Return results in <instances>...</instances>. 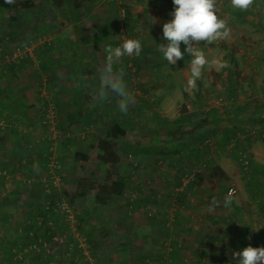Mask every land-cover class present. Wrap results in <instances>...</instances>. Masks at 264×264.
Wrapping results in <instances>:
<instances>
[{"label": "rangeland", "instance_id": "1", "mask_svg": "<svg viewBox=\"0 0 264 264\" xmlns=\"http://www.w3.org/2000/svg\"><path fill=\"white\" fill-rule=\"evenodd\" d=\"M35 2L13 17L0 6V264H49L48 256L54 264H185L189 258L237 264L235 251L264 247V0H254L250 20L234 14L239 9L231 0H217L230 36L197 47L227 63L233 52L235 63L206 66L188 97L178 81L181 70H190V54L168 65L158 50L165 43L163 24L173 18L172 0L86 4L81 22L91 28L90 49L100 68L107 46L127 39L142 43L139 56H125L117 65L136 100L121 116L133 123L139 140L118 141L126 189L103 206L87 198L71 203L62 193L71 192L80 176H104L102 166L80 170L73 157L74 151L90 153L99 133L96 83L74 77L68 47L73 24L60 8ZM179 102L192 115L175 124ZM79 112L82 120L70 123ZM189 120L197 122L191 129ZM230 187L234 200L224 207ZM214 197L221 205L209 211ZM47 201L59 213H46L54 232L49 253L30 248L39 239H25L19 230L42 235ZM57 203L69 208L72 223Z\"/></svg>", "mask_w": 264, "mask_h": 264}, {"label": "trees", "instance_id": "2", "mask_svg": "<svg viewBox=\"0 0 264 264\" xmlns=\"http://www.w3.org/2000/svg\"><path fill=\"white\" fill-rule=\"evenodd\" d=\"M35 1L36 0H15V3L10 4L7 3L6 0H0V6L2 7V9L12 13L11 17H13L14 15L16 16V14L23 9H34L37 6V3ZM45 1L53 4L56 9L60 8L61 13L65 17V20L68 23L73 24V26L71 27V32H73V35L71 39L68 40L70 45H68V43L67 45L74 52L73 56H71V60L72 66L74 68L73 73L75 79L78 81V83L82 84L85 78L91 77L95 81V88L97 89L99 87L100 67L99 63L94 61L95 55L90 49V45L94 43L91 40L92 34L91 32H89L91 28H88L84 25V23L81 22L82 17L85 16L86 4H92L95 2V0ZM233 12L238 17H242V20H250V17L253 16V13L250 9L246 11L234 10ZM139 17L140 15H137V18ZM183 47L184 44L183 42H181V51ZM234 63L235 61L233 58V52H230L228 65L232 66ZM189 77V70L184 69L181 71V88L185 97H188L189 95L188 91H185V86ZM260 87L261 90L264 92V82L260 85ZM118 99L119 97L112 94L110 95V98L107 101L101 102L99 100H93V105L98 110L99 119L101 121L99 133L96 138L90 143V153L74 151L73 157L75 158L77 166L80 170H84L87 167L95 169V167H97L98 165L102 166L104 169V176L103 178H98L96 174L92 172L90 176H80L77 182L75 183L74 189L71 192H67V190L63 188L62 193L64 195H68V201L71 203L81 198H87L92 204L103 206L109 203L113 197L120 196L126 189V180L119 170L121 157L118 152V141L123 138H129L132 141L135 140V142L138 143L139 139H135L136 137L133 134V132H135L133 123L129 122L128 125L124 123L123 117L121 116L122 112L118 108ZM178 111L179 115L173 120L175 124L180 121L186 120L188 116L190 117V115L187 114L186 106L183 102L178 103ZM71 117L72 118H70V120H74L70 123H73L74 121L79 122L82 120L81 112ZM212 117L213 120H215V116ZM90 118L91 117H89V119ZM200 121L204 120L201 119L199 120V122ZM206 121H210V119L208 118ZM195 123L194 121L189 120L186 124L187 127L191 129L192 127L190 126ZM167 148L168 147L164 146V151H168ZM247 166H249V160ZM212 170L214 173H217L219 171V166H214ZM187 175L189 174H185L184 178ZM47 204V210H45V213L44 210L41 208V205H39L38 207L39 210H43L41 218L44 219L43 221L45 226L42 235H30L28 229L26 230L25 228L24 230L19 229L22 232L20 234L22 235V237H24L25 239H30L32 241L41 239L45 240L46 242L47 240L52 239L54 232L52 227L47 224L48 222L46 220V213L52 212L53 215L55 213V215L57 216L59 213L53 209L52 201H47ZM51 261L52 257L48 256L47 262Z\"/></svg>", "mask_w": 264, "mask_h": 264}, {"label": "clouds", "instance_id": "3", "mask_svg": "<svg viewBox=\"0 0 264 264\" xmlns=\"http://www.w3.org/2000/svg\"><path fill=\"white\" fill-rule=\"evenodd\" d=\"M6 2L12 4L15 0ZM253 3L254 0H231L232 7L242 11L248 10ZM173 5L174 10L170 13L173 18L163 24V39L166 43H160L158 50L168 65H175L178 60L184 58L185 53L190 54V77L185 86V91H188L196 88V82L202 77L206 66H229L226 61L209 59L205 51L197 45L200 42L209 45L227 39L230 36V28L225 19L218 18L217 0H173ZM156 22L153 17L151 23ZM181 42L185 45L184 52L181 51ZM105 51L106 61L99 69V87L94 90L96 97L103 102L107 101L110 95H116L119 97V110L127 114L129 106L134 105L136 100L128 90L124 69L117 68V65L125 56H139L142 43L139 39H127L119 46H107ZM233 200L234 192L229 191L223 200L224 207L230 206ZM220 205L221 201L214 197L208 206L209 211H214ZM233 258L237 264H264V247L249 245L235 251Z\"/></svg>", "mask_w": 264, "mask_h": 264}, {"label": "built area", "instance_id": "4", "mask_svg": "<svg viewBox=\"0 0 264 264\" xmlns=\"http://www.w3.org/2000/svg\"><path fill=\"white\" fill-rule=\"evenodd\" d=\"M18 59H20V56L19 57H17ZM243 163H244V165H246L247 166V164H248V160L247 159H245L244 161H243ZM193 176H194V173H191V174H189V175H187L185 178H184V183H187L190 179H192L193 178ZM52 182L54 183V184H57V179H55L54 181L52 180ZM229 191H233L234 192V195H235V193H236V189L234 188V187H230L229 189H228V192H227V194L229 193ZM58 205H60V207H62L63 209H65V211L66 212H69L70 214H68V218H67V220H68V223H72L73 222V214H71V211L69 210V208H67V206L65 207L64 205H61V204H58ZM53 239L54 240H56L57 239V237H53ZM48 242H46L45 240H41V239H39V242H33L32 244H30V248H32V249H39V247L41 248V247H43L48 253L50 252V248L48 247ZM80 246H81V248L83 249V254H84V257H85V259L86 260H88V261H90L91 260V256H90V254H89V251L86 249V246H85V243H83V242H81L80 243ZM49 264H54V262L53 261H51V262H49ZM56 264H58V263H56Z\"/></svg>", "mask_w": 264, "mask_h": 264}, {"label": "crops", "instance_id": "5", "mask_svg": "<svg viewBox=\"0 0 264 264\" xmlns=\"http://www.w3.org/2000/svg\"><path fill=\"white\" fill-rule=\"evenodd\" d=\"M145 10H146L145 8H142V9H141V12H142V13H146ZM140 17H141V16H140ZM140 17H139V18H140ZM182 52H183V49H182ZM183 70H184V69H183ZM185 70H189V69H188V68H185ZM181 71H182V70H181ZM189 71H190V70H189ZM180 78H181V72H180ZM178 82H179V84H181V81H180V80H179ZM188 93H190L189 90H188ZM192 98H194V96H193ZM188 99H189V98H188ZM185 101H186V99H185ZM189 115H192V114L189 113ZM210 117H212V115H211ZM206 122L208 123V121H206ZM210 123H211V122H210ZM207 126H209V125H208V124H207V125L205 124V128H206ZM203 129H204V126L201 125V126H199V127L197 128V131H202ZM222 259H223V258H222ZM184 261H185V262H184L185 264H190V263H192V264H197V262H201V263H202L203 259H201V260H199V261L196 260V259H195L194 261H191V259L189 258V259H186V260H184ZM204 261H205V260H204ZM222 262H223V261H222ZM180 263H181V262H180Z\"/></svg>", "mask_w": 264, "mask_h": 264}]
</instances>
